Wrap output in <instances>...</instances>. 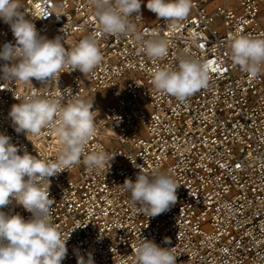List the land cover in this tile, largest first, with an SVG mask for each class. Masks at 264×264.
I'll return each instance as SVG.
<instances>
[{"label":"built area","instance_id":"obj_1","mask_svg":"<svg viewBox=\"0 0 264 264\" xmlns=\"http://www.w3.org/2000/svg\"><path fill=\"white\" fill-rule=\"evenodd\" d=\"M192 2L189 16L175 22L142 10L129 17L137 31L156 30L169 40V54L153 60L133 37L100 33L89 0H20L41 35L60 36L69 49L95 35L104 57L90 73H62L47 84L0 79V133L20 154L55 160L60 150L50 128L27 137L14 130L8 115L19 103L14 96L23 98L34 87L61 106L70 94L93 101L95 133L84 155L99 148L115 154L102 170H90L82 156L50 178L52 222L62 238L73 231L62 264H77L78 254L85 260L91 254L94 264H132L140 238L174 248L177 264H264V72L251 78L233 64L229 47L238 32L264 37V0ZM6 42L15 39L0 19V49ZM185 55L207 63L209 80L180 101L158 92L151 79L157 66L177 68ZM102 92L113 103H99ZM137 165L180 185L169 211L154 218L140 214L122 187L126 178L135 181ZM3 210L31 215L14 203Z\"/></svg>","mask_w":264,"mask_h":264},{"label":"clouds","instance_id":"obj_2","mask_svg":"<svg viewBox=\"0 0 264 264\" xmlns=\"http://www.w3.org/2000/svg\"><path fill=\"white\" fill-rule=\"evenodd\" d=\"M142 2L89 0L100 33L131 36L141 53L153 60L163 59L169 54V40L156 30L137 31L129 19L133 14L141 16ZM146 7L158 19L175 22L189 16L193 2L147 0ZM0 19L10 26L15 39V43L6 42L0 49V60L5 62L0 65V79L4 83H32L35 79L47 84L54 78L58 81L62 73L76 70L90 73L103 62L95 35L85 36L70 49L66 48L60 36L49 39L38 32L35 23L23 13L20 0H0ZM229 47L233 64L251 78L264 72V37L238 32L231 37ZM208 80L207 63L185 55L178 58L177 68L157 66L151 83L158 92L183 101L206 87ZM3 84L0 89H4ZM70 96L64 106L55 98L41 97L35 87L23 98L14 96L19 103L11 106L8 115L15 132L26 137L29 133L38 136L42 129L50 128L60 150L55 160L38 158L26 150L20 154V147L11 142V137L0 133V264H62L73 231L62 238L52 222L51 209L56 202L50 196V178L78 164L82 156L90 170H102L114 159L115 154L103 148L84 155L95 133L93 101L77 94ZM136 167L140 171L135 181L126 178L122 187L130 192L140 214L154 218L169 211L177 203L180 185L167 173L150 176L145 167ZM13 203L22 206L30 217L25 219L18 213L3 210ZM164 242L170 243V239L165 237ZM173 249L140 238L133 248L132 264H177ZM77 264H94V260L91 254L87 260L78 254Z\"/></svg>","mask_w":264,"mask_h":264},{"label":"rangeland","instance_id":"obj_3","mask_svg":"<svg viewBox=\"0 0 264 264\" xmlns=\"http://www.w3.org/2000/svg\"><path fill=\"white\" fill-rule=\"evenodd\" d=\"M141 10L147 14L149 17L151 18H157L156 14H154L153 12H151L150 10H145V9H142ZM97 101L103 105H109L111 103H113V99L112 97L110 96V94L108 92H102V93H99L96 97Z\"/></svg>","mask_w":264,"mask_h":264},{"label":"bare ground","instance_id":"obj_4","mask_svg":"<svg viewBox=\"0 0 264 264\" xmlns=\"http://www.w3.org/2000/svg\"><path fill=\"white\" fill-rule=\"evenodd\" d=\"M146 3H147V0H143L141 8L145 9V10H148L147 7H146Z\"/></svg>","mask_w":264,"mask_h":264}]
</instances>
